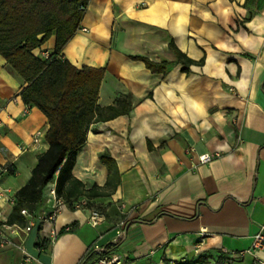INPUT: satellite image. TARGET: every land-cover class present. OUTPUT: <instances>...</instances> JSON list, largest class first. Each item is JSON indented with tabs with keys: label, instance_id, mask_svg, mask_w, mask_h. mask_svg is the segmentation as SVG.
<instances>
[{
	"label": "crops",
	"instance_id": "0c3cea01",
	"mask_svg": "<svg viewBox=\"0 0 264 264\" xmlns=\"http://www.w3.org/2000/svg\"><path fill=\"white\" fill-rule=\"evenodd\" d=\"M54 38L33 53H51ZM170 42L193 61L189 73ZM61 55L104 68L100 106L126 94L132 106L89 125L66 187L75 189L59 195L55 219H36L21 238L27 264H94L95 245L123 264H223L225 251L264 234V0H90ZM137 55L167 63L166 71L151 72ZM24 85L0 55V165L12 166L0 192L11 198L49 146L47 118L27 109ZM101 152L115 160L110 179ZM203 153L220 155L201 163ZM50 205L44 196L34 213ZM13 206L0 200V222L24 225ZM91 209L104 214L97 227L87 222ZM257 259L264 263V251L229 264ZM21 263L20 250L0 249V264Z\"/></svg>",
	"mask_w": 264,
	"mask_h": 264
},
{
	"label": "trees",
	"instance_id": "16d2710c",
	"mask_svg": "<svg viewBox=\"0 0 264 264\" xmlns=\"http://www.w3.org/2000/svg\"><path fill=\"white\" fill-rule=\"evenodd\" d=\"M90 0H0V55L24 81L20 95L22 101L35 106L46 116L48 130L45 140L48 148L39 156L27 182L16 192L13 212H31L42 204L49 183L56 185L58 195L70 196L75 189L67 185L73 181V166L77 153L83 147L89 125L128 114L130 95L117 96L109 106L97 101L103 67L74 66L61 52L66 42L79 30ZM54 34V48L48 59L34 54ZM170 49L177 55L181 68L189 73L193 61L177 49L173 42ZM143 61L151 72H165L167 63L150 61L143 55L130 56ZM97 131L96 129H93ZM108 171V178L118 174L115 160L107 152L99 153ZM79 185V183L77 182ZM75 184V185H77ZM38 246H41L38 243ZM114 246L112 247V249ZM106 255L104 248L97 252ZM96 254L90 250L84 260ZM202 257L188 264H207Z\"/></svg>",
	"mask_w": 264,
	"mask_h": 264
},
{
	"label": "built area",
	"instance_id": "2783aa9c",
	"mask_svg": "<svg viewBox=\"0 0 264 264\" xmlns=\"http://www.w3.org/2000/svg\"><path fill=\"white\" fill-rule=\"evenodd\" d=\"M39 56L43 59H48L49 53L46 51H41L39 53ZM30 107L27 105V109ZM25 109V111H27ZM36 139H34L35 141ZM219 153H203L198 155V161L201 163H206L211 161L214 157L219 156ZM12 172V166L11 164L8 165H0V176L6 173ZM49 186L45 190V197L48 202H51L50 208L47 211H44L41 216L36 215L34 212H31L25 208L20 209L19 213L22 215L26 223L24 225H21L19 223L9 224L7 221H1L0 222V249L1 248H17L20 250L22 257H23V263L21 264H27L31 261V257L27 255L25 252V249L23 247V244L21 243V238L27 234L31 227L34 225V222L36 219H40L41 221H51L57 217L59 212L61 211L63 207V199L57 194L56 192V185L54 183L48 184ZM0 200L9 202L11 204H14L15 197L11 198L9 197L5 192H0ZM80 203L76 204V207H80ZM90 214L87 218V222L92 227H97L100 222L104 219V214L96 209H91ZM123 222L119 223V227L116 229V237L114 238L115 241L119 237L122 236L123 231ZM66 231L70 230V227L65 228ZM18 237V242H15V238ZM95 248L101 252L104 250V248L100 247L98 245H95ZM225 251V250H224ZM257 251H264V234L262 230H258L254 235L251 244L249 247L241 250V251H233L228 250L225 251V254L227 255L226 259L224 260L223 264H229V262L234 257H243L246 254H256ZM124 262V256L115 254V255H101L99 259L95 261L94 264H123ZM253 264H264L262 260L257 259Z\"/></svg>",
	"mask_w": 264,
	"mask_h": 264
}]
</instances>
